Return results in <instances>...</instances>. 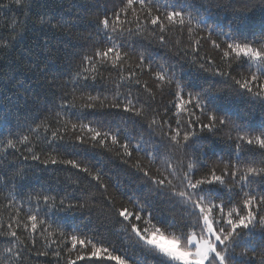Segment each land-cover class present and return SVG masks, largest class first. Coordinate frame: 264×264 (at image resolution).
<instances>
[{"label":"snow or ice","instance_id":"snow-or-ice-1","mask_svg":"<svg viewBox=\"0 0 264 264\" xmlns=\"http://www.w3.org/2000/svg\"><path fill=\"white\" fill-rule=\"evenodd\" d=\"M73 7L78 14L89 9L88 5ZM103 8L90 21L95 38L91 33L86 37L92 53L83 55L77 69L69 72L73 87L63 92L59 110L50 111L51 119L45 117L24 131L0 138V157L6 159L12 149L24 160L68 165L84 173L91 178L89 183L96 182L108 206L106 218L115 216L121 225L126 247H106L94 237L67 233L58 221L48 219L42 205L64 212L87 206L66 203L71 199L68 194L59 198L51 193L30 194L25 211L10 192L7 204L0 205L8 212L7 221L0 215V238L5 244L0 264H28L38 240L42 250H35V255L54 257L57 264L61 260L63 264H249L245 257L249 252L255 256L257 247L264 264V0H203L198 5L189 0H120L119 6L109 8L105 2ZM0 9H15L0 27V52L5 54L16 51L32 29L46 30L47 35L70 24L40 0H0ZM134 36L171 45L177 57L194 67L193 79L198 83L181 82L164 64L153 71L143 53L138 62L129 63L130 53L123 48ZM202 41L216 51L217 59L202 54ZM106 65L118 73L111 80L116 86L111 101L80 91L81 81L104 79L101 69ZM34 66L39 68V63ZM145 72L156 81L154 86L140 79ZM122 82L138 86L137 95L129 87L120 100ZM166 89L173 99L171 108L161 112L152 105L157 92ZM238 103L246 106L243 112L234 110ZM105 108L133 113L147 123L150 136L159 135L161 143L148 151L145 144L122 139L119 129L97 127L79 117L74 122L68 112L92 109V115ZM218 133L222 134L219 142L213 138ZM21 146L30 155H24ZM84 146L114 151L124 164L133 151L145 154L146 164L137 158L129 165L142 173L141 187L148 189L146 195L128 197L133 210L116 206L99 171L60 152L63 149L71 157ZM153 167L156 174L151 172ZM116 188L119 193V185ZM160 197L179 212L171 218L162 215L153 203ZM95 198V192L88 196Z\"/></svg>","mask_w":264,"mask_h":264},{"label":"trees","instance_id":"trees-1","mask_svg":"<svg viewBox=\"0 0 264 264\" xmlns=\"http://www.w3.org/2000/svg\"><path fill=\"white\" fill-rule=\"evenodd\" d=\"M41 3H47L52 10L62 14L65 20L70 24L62 31H44L41 29H32L25 33L24 40L17 50L9 54L0 52V138L8 136L10 133L21 132L27 129L29 125L34 126L45 117H50V111L59 110L60 97L64 91H70L73 87L69 79V72L77 69L79 61L85 54L92 53V44L86 39L89 33L95 38V26L90 21L102 13L105 2L109 8L119 6L120 0H40ZM196 5L203 3V0H189ZM73 5H88V11H80ZM15 9H0V27L3 26L5 18L11 17ZM22 18V13H16ZM193 14H198L193 10ZM213 21H209L212 23ZM31 27V25H30ZM184 44H187V35L183 37ZM202 54L210 55L217 59V53L212 49L207 41H202ZM123 51L130 53L129 63L138 62V56L143 53L150 58L153 64V71L156 66L164 64L170 72L175 73L176 79L186 84L194 85L198 81L193 79L196 75L194 67L184 59H180L175 54V49L171 45L162 46L153 39L145 37H132L126 40V46ZM17 57H21L17 59ZM35 63H39V68H35ZM127 67V65L125 66ZM104 79L81 81L80 91L99 94L101 98L107 96L109 101L116 92V86L111 82L118 75L117 70L106 65L101 69ZM109 73L112 74L109 78ZM126 74V73H125ZM141 80L147 81L149 86L155 85L156 81L151 75L145 72L140 76ZM120 100L124 99L123 93H126L131 87L132 94L137 95L138 86L128 85L122 82ZM79 95V93L77 94ZM70 98V97H69ZM173 99L166 89L163 94L157 92L153 107L158 111H163L165 107L171 108L169 101ZM79 103V101H77ZM139 107V104H137ZM246 106L238 103L237 109L243 112ZM174 111V109H172ZM71 119L76 122L77 118L85 123L92 122L94 126L104 129L117 130L121 132V138H128L133 144L140 142L145 144L148 151H152V145H159L161 139L158 134H152L147 127V123L141 118L134 116L133 113H124L120 109H97L84 110L82 113L76 109L68 110ZM75 113V114H72ZM172 112H169L171 116ZM223 114V113H221ZM211 135V134H207ZM222 134L218 133L214 139L218 142ZM143 137V139H141ZM147 142V143H145ZM166 143V141H165ZM40 151V148H37ZM49 151L48 148L44 149ZM21 152H24L21 146ZM64 158H76L83 165H87L93 172L99 171L102 176V182L108 185V195H114L117 207L128 206L133 210L128 197L135 199L137 196L146 195L147 188H142L144 177L142 173L136 172L129 165L134 163L137 158L142 163H147V158L143 152L133 151V157L128 164L122 163L121 159L115 155V152L107 151L102 148H91L84 146L77 150L70 157L68 153L60 150ZM24 155H30L24 152ZM43 159V156H42ZM21 175H14L17 171ZM156 174L155 167L151 169ZM91 178H85V174L68 165H45L40 161L31 159L24 160L19 152L9 149L5 158L0 157V205L7 204V198L11 192L16 201L23 205L26 211L28 208L27 197L43 192L45 194H57L58 198L68 194L71 198L66 203L87 204L86 207H75L70 211L64 212L59 208H42L48 212V219L58 221L67 233L75 231L81 235L94 237L95 240L103 242L106 247L111 248L115 245L117 248L126 247V242L122 240L121 225L117 218L112 216L106 218L107 213L104 211L108 206L103 201L100 193L96 189V182ZM80 183L77 184L76 181ZM119 185V193L116 186ZM87 187L88 192L83 189ZM13 189H15L13 191ZM95 192L96 198L89 200L88 196ZM74 197V198H72ZM165 197L154 200L153 203L161 210V214L171 218L179 212L171 210V206L164 201ZM0 215L4 221L8 219V212L0 207ZM23 234V233H22ZM26 235V234H25ZM255 240L257 243L261 240L257 233ZM5 244L0 238V252L3 251ZM35 250H42V242L38 240ZM35 250L30 254L28 264H57L54 257L36 256ZM242 249H237L241 251ZM260 249L257 247V254L251 252L245 259L249 264H260ZM63 264V261H60ZM82 264V262H78Z\"/></svg>","mask_w":264,"mask_h":264}]
</instances>
